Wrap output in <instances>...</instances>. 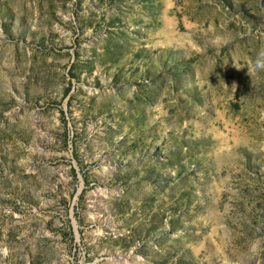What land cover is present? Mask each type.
<instances>
[{"label": "rangeland", "instance_id": "obj_1", "mask_svg": "<svg viewBox=\"0 0 264 264\" xmlns=\"http://www.w3.org/2000/svg\"><path fill=\"white\" fill-rule=\"evenodd\" d=\"M264 0H0V264H264Z\"/></svg>", "mask_w": 264, "mask_h": 264}, {"label": "clouds", "instance_id": "obj_2", "mask_svg": "<svg viewBox=\"0 0 264 264\" xmlns=\"http://www.w3.org/2000/svg\"><path fill=\"white\" fill-rule=\"evenodd\" d=\"M256 69H264V51H261L255 61Z\"/></svg>", "mask_w": 264, "mask_h": 264}]
</instances>
